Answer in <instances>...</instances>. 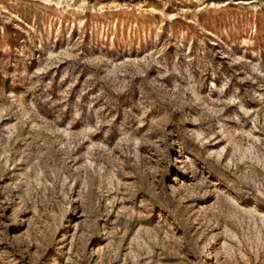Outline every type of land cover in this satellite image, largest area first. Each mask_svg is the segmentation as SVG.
<instances>
[{"label": "rangeland", "instance_id": "rangeland-1", "mask_svg": "<svg viewBox=\"0 0 264 264\" xmlns=\"http://www.w3.org/2000/svg\"><path fill=\"white\" fill-rule=\"evenodd\" d=\"M0 264H264V0H0Z\"/></svg>", "mask_w": 264, "mask_h": 264}]
</instances>
